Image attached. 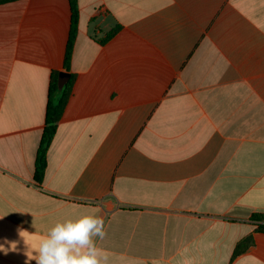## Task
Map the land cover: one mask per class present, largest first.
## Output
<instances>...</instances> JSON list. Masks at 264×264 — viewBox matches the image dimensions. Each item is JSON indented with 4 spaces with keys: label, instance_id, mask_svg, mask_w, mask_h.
<instances>
[{
    "label": "crops",
    "instance_id": "crops-1",
    "mask_svg": "<svg viewBox=\"0 0 264 264\" xmlns=\"http://www.w3.org/2000/svg\"><path fill=\"white\" fill-rule=\"evenodd\" d=\"M79 7L76 81L39 186L70 5H0V244L17 242L0 264H25L18 227L35 250L82 215L104 219L110 264H264L251 220L264 214V0Z\"/></svg>",
    "mask_w": 264,
    "mask_h": 264
},
{
    "label": "clouds",
    "instance_id": "clouds-1",
    "mask_svg": "<svg viewBox=\"0 0 264 264\" xmlns=\"http://www.w3.org/2000/svg\"><path fill=\"white\" fill-rule=\"evenodd\" d=\"M5 216H0V219ZM104 219L96 215H82L57 222L39 240L33 250L29 245L30 234L18 227L19 237L24 241L27 257L25 264H110L109 253L97 246V239L106 236ZM34 227V225H33ZM9 247L0 244V252L17 251V242H8Z\"/></svg>",
    "mask_w": 264,
    "mask_h": 264
},
{
    "label": "trees",
    "instance_id": "trees-1",
    "mask_svg": "<svg viewBox=\"0 0 264 264\" xmlns=\"http://www.w3.org/2000/svg\"><path fill=\"white\" fill-rule=\"evenodd\" d=\"M12 1L16 0H0V5ZM68 1L70 5L71 20L69 38L63 62V71H54L50 78L45 128L42 134L35 163L34 180L39 186L43 184L48 165V152L56 136L58 125L63 117L65 108L72 95L73 87L76 81V76L71 72V62L79 32L80 7L79 0ZM119 30L120 27H117L112 32H110L107 37L101 41L102 44H105L111 38H113V36H115ZM251 220L262 223L264 221V214H254ZM254 232L264 234V224H258ZM238 253L239 249L236 251V254Z\"/></svg>",
    "mask_w": 264,
    "mask_h": 264
}]
</instances>
